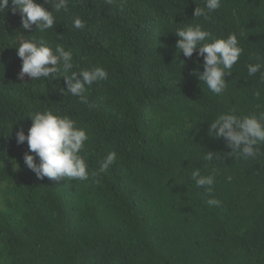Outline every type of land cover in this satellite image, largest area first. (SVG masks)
<instances>
[{
  "label": "trees",
  "instance_id": "16d2710c",
  "mask_svg": "<svg viewBox=\"0 0 264 264\" xmlns=\"http://www.w3.org/2000/svg\"><path fill=\"white\" fill-rule=\"evenodd\" d=\"M204 5L70 0L41 33L22 29L9 0L0 13V264H264V155L240 159L208 135L220 114L264 111L261 73L247 71L264 66V0H222L207 21L193 17ZM195 24L217 38L235 33L243 48L223 95L195 75L203 58L175 47V30ZM25 39L62 45L73 54L71 71L100 66L108 78L88 89V105L62 94L63 77L19 80L15 47ZM38 111L68 116L87 131L90 173L109 152L113 165L87 181L37 179L23 160L35 154L16 133L27 135L29 114ZM208 152L217 158L205 160ZM195 169L215 176L211 194L191 179ZM210 198L220 206L209 207Z\"/></svg>",
  "mask_w": 264,
  "mask_h": 264
},
{
  "label": "clouds",
  "instance_id": "9594fccd",
  "mask_svg": "<svg viewBox=\"0 0 264 264\" xmlns=\"http://www.w3.org/2000/svg\"><path fill=\"white\" fill-rule=\"evenodd\" d=\"M221 2L222 0H205L204 7H195L193 17H202L207 21L210 14L221 7ZM69 3L70 0H44V4L53 6V10L50 11L45 9L44 4L36 3L35 0H11L14 6L11 11L13 14L17 11L20 13L23 30L28 31L34 25L36 30L43 33L53 29L56 24L53 11L67 12ZM8 9L9 0H0V13L3 14ZM73 26L83 29L85 22L75 17ZM174 34L178 37L175 47L185 58H191L194 53L197 57L203 58V72L195 73L199 81L213 94L223 95L227 89L225 77L232 74L233 66L243 53L237 35L230 33L226 38H217L200 24L177 28ZM15 48L17 56L22 61L17 79L23 80L25 76L32 80L63 77L67 90L61 89L62 94L77 97L79 103L84 105L89 103L86 95L88 89L108 78V72L100 66L91 70H81L79 73L71 71L74 67L73 54L62 45L52 48L43 39H25ZM262 67L264 66L259 63L247 65L248 75L261 73L260 79L264 82ZM69 72L71 75H68ZM254 95L257 99L261 97L259 91ZM29 118L31 127L27 135L23 130L17 131L16 142L18 145L27 142L29 152L35 154L25 153L23 160L37 179L67 178L87 181L90 174L99 175L106 172L116 160V153L109 152L101 161L98 172L90 173L86 156L82 155L86 142L89 141L85 129L78 127L68 116L54 114L52 111H38L29 114ZM209 125L208 135L213 139L223 138L231 150L228 154L243 160L264 155L261 152V146H264V111L243 116L230 111L220 114ZM204 158L212 161L217 156L208 152ZM191 179L197 188H203L209 194L213 191L215 184L213 174L203 175L199 169H195L191 173ZM205 203L209 207L220 206V201L215 198L207 199Z\"/></svg>",
  "mask_w": 264,
  "mask_h": 264
}]
</instances>
